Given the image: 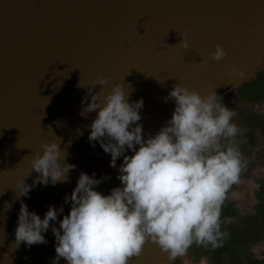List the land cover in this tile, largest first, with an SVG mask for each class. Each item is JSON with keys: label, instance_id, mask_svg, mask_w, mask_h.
Wrapping results in <instances>:
<instances>
[{"label": "water", "instance_id": "water-1", "mask_svg": "<svg viewBox=\"0 0 264 264\" xmlns=\"http://www.w3.org/2000/svg\"><path fill=\"white\" fill-rule=\"evenodd\" d=\"M217 44L227 51L220 61L209 55ZM232 65L243 74L229 75ZM98 76L108 78L104 94L123 82L132 89L131 100L143 98L146 136L171 118L174 100L164 98L177 83L202 96L214 90L235 110L246 166L222 204V230L228 233L222 245L193 244L185 256L170 258L149 241L130 259L226 264L249 211L259 170L254 152L264 140V0H0V264H52L56 255L51 230L46 244H15L21 200L43 217L49 205L64 202L82 171L98 178L110 174L97 186L106 194L120 184L110 154L89 142L96 112L82 114V99L88 95L85 103L91 102L102 87L92 88ZM56 138L68 153L66 162L76 165L69 180L36 185L17 198V181L34 182L38 173L30 162ZM69 208L65 204L63 214Z\"/></svg>", "mask_w": 264, "mask_h": 264}, {"label": "clouds", "instance_id": "clouds-1", "mask_svg": "<svg viewBox=\"0 0 264 264\" xmlns=\"http://www.w3.org/2000/svg\"><path fill=\"white\" fill-rule=\"evenodd\" d=\"M181 43L189 47L184 37ZM209 55L220 61L227 51L217 44ZM238 74L243 69L232 65L229 75ZM107 83L105 76L93 81L92 88L102 87L91 102L85 103L88 95L82 99V114L96 112L88 139L110 154L120 184L106 194L97 186L110 174L98 178L95 172L82 171L64 202L49 205L43 217L21 200L17 247L46 244L49 230L56 242L52 264L61 259L66 264H130L149 241L170 258L185 256L193 244L220 247L228 235L222 230V204L246 166L235 110L214 90L202 96L177 83L164 98L174 100L171 118L146 136L140 123L143 98L131 100L132 89L123 82L104 94ZM60 144L56 138L41 145L30 162L38 175L32 184L25 178L17 181V198L28 196L36 185L69 180L76 165L66 162L68 153ZM65 204L70 205L67 214Z\"/></svg>", "mask_w": 264, "mask_h": 264}, {"label": "rangeland", "instance_id": "rangeland-1", "mask_svg": "<svg viewBox=\"0 0 264 264\" xmlns=\"http://www.w3.org/2000/svg\"><path fill=\"white\" fill-rule=\"evenodd\" d=\"M254 156L259 170L256 175V185H254L252 194L247 202L249 211L252 210L254 212H251L253 216L248 217L247 221L245 218L238 227L240 229V241L242 237L241 244L246 245L248 242L253 244H251L254 248L253 255L257 261L259 260L257 258L258 255L259 257H264V140L255 150ZM248 213L245 215L247 216ZM236 261L237 259L234 263L233 261L232 263L228 261L226 264H239Z\"/></svg>", "mask_w": 264, "mask_h": 264}, {"label": "crops", "instance_id": "crops-1", "mask_svg": "<svg viewBox=\"0 0 264 264\" xmlns=\"http://www.w3.org/2000/svg\"><path fill=\"white\" fill-rule=\"evenodd\" d=\"M248 212H249L248 215L247 216L245 215L246 221L249 219L248 217L253 216L251 215V212H254V211L250 210ZM239 232H240V229H238V238L236 241L235 249L229 259L230 263H232V261L234 263V261L237 259L236 262H238L239 264H264V257L263 258L259 257V255L257 256L259 260L256 261L253 255L254 248L252 246L253 245L252 243L248 242L246 245L241 244L242 237L240 241Z\"/></svg>", "mask_w": 264, "mask_h": 264}]
</instances>
